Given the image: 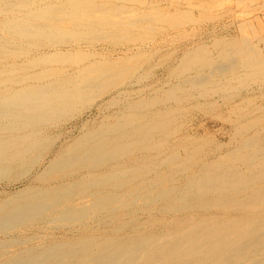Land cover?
I'll return each instance as SVG.
<instances>
[{
	"label": "rangeland",
	"instance_id": "obj_1",
	"mask_svg": "<svg viewBox=\"0 0 264 264\" xmlns=\"http://www.w3.org/2000/svg\"><path fill=\"white\" fill-rule=\"evenodd\" d=\"M117 1L127 6L126 14L131 8L137 11L152 10L155 6L173 8L170 3L174 7L185 8L189 2L190 17L187 20L178 17V24L172 26L163 21H152L148 23L152 31L141 33L139 40L133 36L140 34L133 31L127 39L117 42L89 43L77 39L70 42L73 45L53 44L55 48L45 40L29 41L39 45V49L49 47L50 51L53 48L91 52L99 60L109 54L111 58H119L120 55L124 70L121 79L112 80L115 86H108L92 101L61 106V110L54 108L57 110L49 111L45 120L31 123L27 118L0 116V218L7 213L13 215L12 208L16 205H22L24 209L27 206L29 211L22 219L12 217L7 223L0 219V264H25L41 257L43 260L46 258L41 264L92 263L112 254L115 248L138 242L144 237L164 234L171 236L168 237L171 240L190 224L206 223L208 230L212 225L227 221L226 218L251 219L254 208H257L255 215L259 218L264 216L262 200H257L258 204L250 202L253 197L264 198V0ZM3 29L0 25L1 32L8 37ZM14 37L9 35L8 38L21 41ZM245 46L253 51L256 59H261L259 72L244 63L245 53L239 50ZM199 53L209 56L210 64H205ZM7 57L0 55V62L20 63L25 58L20 56L10 60L12 58ZM60 66L69 67L63 63ZM244 68L251 70L245 71ZM101 89L96 87L94 91ZM125 120L131 127L125 130L115 127L118 130L115 132L114 126L124 124ZM12 127L19 131L11 130ZM138 127L143 128L146 139L141 137L138 140L128 135L134 130L137 132ZM113 140L116 141L113 143ZM120 144L124 147L121 148ZM80 162H83L82 166ZM213 171L222 177L210 184L205 182L202 186L204 194L191 189L190 183L200 185L207 175L216 177ZM224 173L226 176L222 175ZM7 224H11L10 227Z\"/></svg>",
	"mask_w": 264,
	"mask_h": 264
},
{
	"label": "bare ground",
	"instance_id": "obj_2",
	"mask_svg": "<svg viewBox=\"0 0 264 264\" xmlns=\"http://www.w3.org/2000/svg\"><path fill=\"white\" fill-rule=\"evenodd\" d=\"M161 4H162V2H161ZM189 4L190 3L188 2V3H186V7L185 8H179L178 6L177 7H174L173 4L170 3V7H173V8L166 7L165 9H161V8L155 6V7L152 8V10H147V11H137L136 9H132L131 8V9L128 10V13L126 14V13H124V11L127 10V8H125L127 6L126 5H123L121 3V1H117V0L116 1L115 0H0V15H2V17H3L2 19H0V25L3 28H5L3 30H5V32L7 34L12 35V36H15L19 40H21V41H15V40H13L11 38H8L9 35H8V37L5 36V33L3 34L1 32V30H0V55H4L5 58H8L7 56H10L12 58L10 60H13L14 58H18V57L20 58V56L25 57L23 59L24 61L22 60L23 62H20V63H18V62L14 63L15 61L13 63H11V61H10V63L7 62L6 64H2L0 62V116H2V117L3 116L4 117L5 116L6 117L9 116V117H11V119L12 118H15L16 119L17 117L18 118H20V117L21 118H27L29 122L33 123L34 121H37V120H43L45 117H47L49 115L48 114L49 111L53 113V109L54 108H57L58 107V109H59L61 106L62 107L63 106L64 107L65 106H72L73 104H75L77 102L87 103L89 101H92L95 98V96H99L102 93V91L107 90L106 88H108V86L109 87L115 86L116 83H112V80H114V79H117L118 80L119 78L121 79L123 77V70L124 69H123V66L121 64L123 62L122 61L123 60V57H121L120 55H118L119 58H111V55L109 54L110 56L109 55L102 56L103 59L102 60H99L100 58L98 59L97 56H95L96 54L94 55V53H91V52H86L85 53V52L68 51V50L62 51V50H59V49H54L53 50V48L56 47L54 45H57V44H59V45L60 44H63V45H73V44H70V42L71 43H74L75 41H78V40H86V42L89 41V43L90 42L91 43H95V42H100V41H102V42L109 41L110 42L112 40H114V41L116 40V42H117L118 40L123 39V38L124 39H127L128 36L130 35V33H132L133 31H138V33L140 34V36L137 35L138 37L133 36L134 38H137L138 39L139 37H141V35H142L141 33H144V32L146 33L147 30H149V31L151 30L152 31V27H150V24H148V23H150L152 21H156V22H159V21L162 22L163 21L162 23H166V24L172 26V25L178 24V17H183V19H185V20L189 19V17H190L188 15L189 9L187 8V6ZM192 8H194V7L192 6ZM195 18H196V16H195ZM168 28H170V27H168ZM156 32H154V33H156ZM38 39L39 40L41 39V40H45L47 42H50V44L52 43V45H51L53 47L52 50L50 51L49 47L46 48V49L45 48L44 49H39V47H38L39 45H35V44L33 45V43L30 44V42H29L31 40L32 41L35 40V42H36V40H38ZM74 39H76V40H74ZM24 41H26L27 43L29 42V44L25 43ZM243 43H245V42H243ZM142 44H143V42H142ZM43 45H44V43H43ZM126 45H127V43H126ZM236 46H238V45H236ZM228 48H227V50H228ZM231 48H232V46H231ZM250 48H251V46H250ZM77 49H78V47H77ZM235 49H236V47H235ZM42 50H45V51L42 52ZM222 52L224 53V51H222ZM227 52H225V53L227 54ZM239 52L240 53H245V55H244L243 58L246 60V62H244L246 64V66L248 65V66H250L249 68H254V70H256V71L259 72V70L262 68L261 67L262 66V64H261L262 62H260L261 59L260 58H259L260 60L256 59L253 56L254 55L253 51L251 49L248 50V47H246V46L242 50H239ZM31 54H32V56H31ZM98 55H100V54H98ZM136 56H138V55H136ZM196 56H198V55H196ZM199 57H201V60L202 61L204 60L205 64H207V65L210 64V59L211 58L209 59L208 58L209 56L207 57L204 54L202 56V54H200ZM230 57H231V55H230ZM132 58H135V57H131L130 59H132ZM191 58H193V56ZM195 58H197V57H195ZM120 59H122L121 60L122 62L120 61ZM124 59H125V57H124ZM194 60L195 59H193L192 61L195 62ZM241 61H244V60L241 59ZM62 63L65 64V65H68L69 66L68 69L66 68L67 66L66 67L60 66V64H62ZM188 63H190V61ZM197 63H198V61H197ZM239 63H240V61H239ZM242 63L243 62H241V64ZM128 64H130V63H128ZM73 66L75 68H77V69L72 68ZM136 66H138V65H136ZM249 68H247V69L248 70H251ZM135 69H137V67ZM244 70H245V68H244ZM29 71L31 73H28ZM246 74H248V73L246 72ZM235 77H236V75H235ZM107 82H110L109 85L106 84ZM96 87H99V88H102V89L101 90H95L94 91V88H96ZM59 110H61V109H59ZM63 110H65V109L63 108ZM154 114H152V116ZM162 115H164V114L161 113L160 116H162ZM58 116H59V114H58ZM40 117H42V118H40ZM140 117H142V116H140ZM143 117H145V114H144ZM146 119H147V117H146ZM151 119H153V118H151ZM130 120L131 119H129V121ZM135 121L138 122V120H135ZM129 123H127V121H126V122H124V124H118V125L114 126V128L116 127L117 129L119 128V130H125V129H127L129 127L128 126ZM149 123H150V121L148 120L147 125H149ZM140 124H138V125H140ZM120 125H123V126H120ZM135 126H136V124H135ZM156 126H154V127H156ZM142 127L144 128V126H142ZM142 127L139 128V129L136 128L137 132H135V130H134L135 133L133 132V133L129 134L128 132H126V134L128 133V135L132 136L133 138L135 136L138 140H140L141 137H143V138L146 139V137L143 136V131L144 130H143ZM116 128L114 129L115 132L118 131ZM4 130H5V128H4ZM11 130H15V132L19 131L18 129H16V127H12ZM111 131H113V130H110V132ZM108 134H107V136H108ZM119 134H120L119 136H121V133H119ZM126 134H124V136ZM111 139H108V140H111ZM122 139H124V138L122 137ZM127 139H128V137H127ZM116 140H113V143ZM123 143H126V142H123ZM101 145H102V143H101ZM115 145L117 146L118 144H115ZM127 146H128V144H127ZM120 147L123 148L124 146H122L120 144ZM107 148L108 147H106V149ZM138 149H139V147H138ZM81 150H82V148H81ZM104 151H105V149H104ZM101 152H103V151H101ZM109 152L111 153V150ZM241 152H243V151H241ZM252 152H253V150H252ZM248 154H249V152H248ZM107 158H109V157H107ZM84 159H86V158H84ZM223 159H225V158H223ZM241 159H243V158H241ZM259 159H261V158H259ZM82 161H84V160H82ZM248 162H250V161L248 160ZM82 163H81V166H82ZM179 163L181 164V162H179ZM89 164H90V162H89ZM222 166L223 165H221V167ZM236 166L238 167V165H236ZM89 167H91V166H89ZM232 167H230V168H232ZM189 168H190V166H189ZM251 168H253V167H251ZM227 169H229V168H227ZM249 169H250V167H249ZM81 170H79V171H81ZM250 170H252V169H250ZM255 171H257V170H255ZM202 173H204V171ZM213 173H214V171H213ZM239 173H240V171H239ZM214 174H216V173H214ZM114 175L112 174V176H114ZM173 175H174V173H173ZM205 175H207V174H205ZM218 175H219V177H218ZM218 175L216 177H213V175H210L212 178L207 175L206 180H204V182L201 183L200 185H198V183L193 182L192 180H194V179H192L191 181L193 183H190V184H192L191 185V189L193 188V190L194 189L199 190L197 193H200L201 194V192H202L204 194V191H203V188H202V186L204 185V183L206 182L207 184H210V183H213V182L218 181L222 177L220 174H218ZM222 175L223 176H226V173H224ZM241 176H242V174H241ZM247 177L248 176H246V178ZM252 177H255V176H252ZM232 178H234V176ZM200 179H198V180H200ZM222 179H225V178H222ZM230 180H232V179H230ZM251 180H253V179H251ZM104 181H106V180H104ZM163 181H165V180H163ZM236 181H239V180H236ZM95 183L97 184V182H95ZM255 183H253V185ZM227 185H225V186H227ZM259 185H261V184H259ZM186 187H188V185ZM239 187H241V186H239ZM220 188H222V187H220ZM208 190H210V189H208ZM217 190H216V192H217ZM258 190H256V191H258ZM101 191H103V190H101ZM187 191L188 190L184 191L183 193L186 194ZM207 193H208V191H207ZM219 193H221V192H219ZM110 194L111 193H109V195ZM234 194H233V196H234ZM257 194H258V192H257ZM257 194H256V196H257ZM158 195H160V194H158ZM213 195H214V193H213ZM261 196L263 197V195H261ZM35 197H37V196H35ZM147 197L149 198L148 195H147ZM203 197H204V195H203ZM247 197H249V195H247ZM258 197L257 198L256 197L250 198V202L252 203V202H255L256 201L257 202L256 204H258V201L260 202L262 200L261 203L263 204L264 203V198L262 199V198H258ZM243 198H242V200H243ZM189 199L190 198H188V200ZM231 199H232V197H231ZM231 199H229V200H231ZM226 200H228V199H226ZM107 201L108 200H106V202ZM210 201H208V202H210ZM42 203L43 202H40L39 205H42ZM251 203H250V205H251ZM188 204H190V203H188ZM205 204H206V202H205ZM224 204H226V203H224ZM242 205H244V204L242 203ZM247 205H248V203H247ZM21 206L22 205H20V206L19 205H16L14 208H12L13 209V212H12L13 215H11V213H10L11 217H10L9 213H7V214L4 215L3 218L1 217L0 219L2 221H5L4 223H7V222H9V219L11 220L14 217H20L21 219L24 218L29 211L26 210V207L27 206H25V209H24V207H21ZM186 206H188V205H186ZM199 206H201V205H199ZM233 207H235V206H233ZM249 207H246V208H249ZM252 207H253V205H252ZM258 207H259V205H258ZM34 208H36V207H34ZM244 208H242V209H244ZM185 209H186V207H185ZM256 209L257 208H254L252 211L250 209H248V210H250L252 212L251 213L252 218H253V219L251 218L252 220L251 219H247L246 217H245V219H247V220H238V218L237 219H234V217H233V219L231 218L230 220H228L229 218H226L225 217L227 219V221H222L220 223H217L216 225H214V227L212 225V228L211 229L209 228L208 230H206V225H205L206 223L205 224L202 223L201 225H197L196 224L197 226H195V225L193 226V224H190L189 223L191 225L190 227H188V228L186 227L187 228V229L185 228L186 230L182 229L183 228L182 227L181 229H182V231L183 230L184 231L181 232V233L178 232L176 235H174V237L172 235L173 239H171V240H169V238H168V237H171V236H167V235L166 236H163L164 234L163 235L162 234L161 235L158 234L157 236H152L151 235V236H148V237H144V235H143L144 238L140 239L138 242L128 243L125 246H123V245L122 246H119L120 248L119 247H118V249L115 248L116 249L115 252H113L110 255H107L106 257H103L102 259L100 258L99 261H97V262H92V263H82L81 262L79 264H144V263L145 264H264V216H262V218H259L258 217L259 215L258 216L255 215L256 214L255 212H257ZM89 210H92V207H89ZM195 210H197V209H195ZM86 211H88V205L86 207ZM83 212H85L84 209H83ZM261 212H263V211H261ZM82 215H83V213H82ZM73 216H74V214H73ZM201 216H203V215H200L199 217H201ZM218 216H220V215H218ZM188 220H189V218H188ZM206 221L207 220H205L204 222H206ZM171 223H172V221H171ZM207 223L209 224V222H207ZM10 225L7 224V226H9V227H10ZM175 230H177V229H175ZM118 231H119V229H118ZM162 233H163V231H162ZM168 233H170V232H168ZM174 233H175V231H174ZM153 234H154V232H153ZM130 236L132 237L133 235H130ZM131 237H129V238H131ZM105 240H102V241H105ZM110 241L111 240H109V242ZM125 241H126V239H125ZM128 242H130V241H128ZM79 244H81V241L79 242ZM103 245H104V243H103ZM65 246H67V245H65ZM85 247H86V243H85ZM106 247H108V246H106ZM96 248H98V247H96ZM81 249H82V247L80 248V250ZM113 249H114V247H113ZM88 250H89V248H88ZM56 251H57V249L54 248V252H56ZM59 253H61V252H59ZM74 253L75 252H73L72 254H74ZM83 253H85V252H83ZM41 254H44V253H41ZM95 254H93V255L95 256ZM52 255H53V253H52ZM52 255H51V257H52ZM81 256L83 257V255H81ZM49 257H50V255H49ZM41 258L40 259L39 258L38 259L37 258H34L31 261L28 260V261L25 262V264H41L46 259V258H44V260H43ZM84 258H86V257H84ZM47 259H49V258H47ZM20 261H21V259H20ZM22 261H24V260H22ZM76 261H78V260H76ZM92 261H94V260H92ZM58 262H59V260H58ZM10 263H12V262H10ZM62 263H64V262H62Z\"/></svg>",
	"mask_w": 264,
	"mask_h": 264
}]
</instances>
